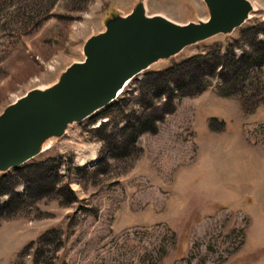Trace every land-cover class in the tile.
<instances>
[{
	"label": "rangeland",
	"instance_id": "1",
	"mask_svg": "<svg viewBox=\"0 0 264 264\" xmlns=\"http://www.w3.org/2000/svg\"><path fill=\"white\" fill-rule=\"evenodd\" d=\"M139 1L208 17L203 0H0V113ZM250 3L240 26L151 63L0 171V264H264V58L236 67L264 37V0Z\"/></svg>",
	"mask_w": 264,
	"mask_h": 264
},
{
	"label": "water",
	"instance_id": "2",
	"mask_svg": "<svg viewBox=\"0 0 264 264\" xmlns=\"http://www.w3.org/2000/svg\"><path fill=\"white\" fill-rule=\"evenodd\" d=\"M208 17L178 23L148 15L143 1L82 45L84 58L70 63L51 85L27 90L0 113V171L38 154L51 136L108 104L123 84L151 63L185 46L240 26L252 10L249 0H203Z\"/></svg>",
	"mask_w": 264,
	"mask_h": 264
},
{
	"label": "trees",
	"instance_id": "3",
	"mask_svg": "<svg viewBox=\"0 0 264 264\" xmlns=\"http://www.w3.org/2000/svg\"><path fill=\"white\" fill-rule=\"evenodd\" d=\"M262 30V29H261ZM264 34V32H262ZM264 58V37L263 39L258 40L254 45H253V50L252 53L249 55H243L242 57L238 58L236 63L237 68H250L251 66H257L261 64L262 60ZM236 76V75H232ZM192 80V78H191ZM190 80V81H191ZM146 122V121H144ZM139 124V126H138ZM137 124V130L136 133L139 134L140 132L144 130H153L152 128L149 127H141L140 128V121ZM142 126H145L146 124L142 123Z\"/></svg>",
	"mask_w": 264,
	"mask_h": 264
},
{
	"label": "bare ground",
	"instance_id": "4",
	"mask_svg": "<svg viewBox=\"0 0 264 264\" xmlns=\"http://www.w3.org/2000/svg\"><path fill=\"white\" fill-rule=\"evenodd\" d=\"M252 8L254 9L253 4H252ZM155 15H157V14H155ZM127 83H128V80H127V82L124 83L122 89L118 92V94H120V93L122 92L123 88L127 85ZM118 94H117V95H118ZM116 97H117V96H116ZM113 100H114V99H113ZM46 147H49V145H48V144L46 145V142H45V143L42 144V149H44V148H46Z\"/></svg>",
	"mask_w": 264,
	"mask_h": 264
}]
</instances>
